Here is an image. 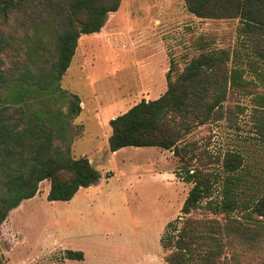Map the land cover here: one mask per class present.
<instances>
[{
    "label": "rangeland",
    "instance_id": "1",
    "mask_svg": "<svg viewBox=\"0 0 264 264\" xmlns=\"http://www.w3.org/2000/svg\"><path fill=\"white\" fill-rule=\"evenodd\" d=\"M21 13V20L11 18L0 23V29L15 36L16 48L44 42V34L37 39L33 24ZM114 13L116 33L91 37L90 44L82 35L61 81L85 101L70 120L72 154L87 156L102 176L70 200H48L50 182L42 181L37 195L12 209L0 226V264H169L161 237L168 222L181 214L190 184L175 175L179 160L170 150L126 146L112 151L109 121L141 99L163 94L171 61L181 71L203 48L235 52L229 67L243 69L249 83L230 89L223 117L197 126L187 140L209 144L215 153L240 151L246 193L264 190V110L256 109L264 95V59L253 53V42L240 32V18H201L184 0H121ZM86 45L90 47L84 56ZM22 56L25 61V52ZM18 58L8 47L5 68L11 69ZM23 100L29 111L55 113L69 106L61 97L41 91H28ZM69 249L83 251L84 258H67ZM236 257L238 264H260L264 246Z\"/></svg>",
    "mask_w": 264,
    "mask_h": 264
},
{
    "label": "trees",
    "instance_id": "2",
    "mask_svg": "<svg viewBox=\"0 0 264 264\" xmlns=\"http://www.w3.org/2000/svg\"><path fill=\"white\" fill-rule=\"evenodd\" d=\"M184 1L201 18L239 17L240 32L253 42V53L264 59V0ZM120 4L121 0H67L65 5L62 0H0V23L21 20L17 13L22 12L33 24L34 36L44 34V42L28 43L24 49L16 48L13 34L0 29V226L12 209L37 195L44 180L50 182V201L70 200L81 187L100 180V171L87 156L72 154L70 120L82 111V101L61 81L80 37L100 32ZM10 46L20 58L8 69L3 53ZM232 54L235 60L237 54L230 50L203 48L181 71L172 60L163 94L143 98L109 121L112 151L126 146L170 150L179 160L175 175L190 184L181 214L168 222L161 237L169 264H238V252L264 246V190L246 193L244 155L237 150L215 153L209 144L187 140L197 126L223 117L230 89L248 85L243 69L229 67ZM31 90L68 101L67 111H29L22 103ZM258 105L257 110H264V95ZM260 123L264 128V116ZM66 257L83 259L84 252L69 249Z\"/></svg>",
    "mask_w": 264,
    "mask_h": 264
},
{
    "label": "crops",
    "instance_id": "3",
    "mask_svg": "<svg viewBox=\"0 0 264 264\" xmlns=\"http://www.w3.org/2000/svg\"><path fill=\"white\" fill-rule=\"evenodd\" d=\"M113 16L114 15V17L109 21V19H108V21L106 22V24L103 26V28L101 29V31L100 32H97V33H94V34H84V35H86V37L83 39V41H85L87 44H90V42L93 40L92 38H104V37H108V36H110V34H111V32L112 33H116V29L114 28V25H115V23H116V20L114 19L115 18V13L114 12H112L111 14H109V18L111 17V16ZM112 29V30H111ZM104 32V33H103ZM82 37V36H81ZM81 37H80V39H81ZM92 37V38H91ZM82 42V41H81ZM81 42H80V40H79V46L81 45ZM93 42V41H92ZM90 46L89 45H86L85 46V51H83L82 52V54L84 55V54H86L87 53V49L89 48ZM78 49H79V47H77ZM87 48V49H86ZM77 49V50H78ZM75 56V55H74ZM80 56H82V55H80ZM85 56V55H84ZM83 57V56H82ZM82 57H79V59H80V61H81V59H82ZM74 58V57H73ZM158 67V65L157 64H155V66L153 67V68H157ZM157 97H159V96H157ZM83 102H85L83 99H82V102H81V105H82V103ZM82 108H84V105H82ZM83 110V109H82ZM48 190H49V188H48Z\"/></svg>",
    "mask_w": 264,
    "mask_h": 264
}]
</instances>
